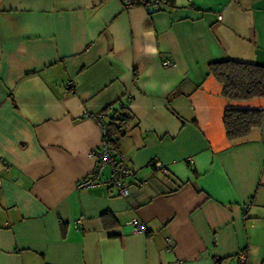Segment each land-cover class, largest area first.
Segmentation results:
<instances>
[{
    "label": "crops",
    "instance_id": "1",
    "mask_svg": "<svg viewBox=\"0 0 264 264\" xmlns=\"http://www.w3.org/2000/svg\"><path fill=\"white\" fill-rule=\"evenodd\" d=\"M125 3L0 0V264H234L241 250L264 264V97L229 100L208 71L264 66V0ZM108 107L132 117L127 199L76 187ZM227 108L260 109L262 125L229 140Z\"/></svg>",
    "mask_w": 264,
    "mask_h": 264
},
{
    "label": "trees",
    "instance_id": "2",
    "mask_svg": "<svg viewBox=\"0 0 264 264\" xmlns=\"http://www.w3.org/2000/svg\"><path fill=\"white\" fill-rule=\"evenodd\" d=\"M162 1L165 6H173V0ZM208 71L223 85V96L229 100L243 101L264 97V66L262 65L225 60L210 63ZM100 114L108 117L105 136L108 143L117 148L119 140L130 127L131 115L123 107L116 110L108 107ZM262 121L263 111L260 109L227 108L223 114V125L229 140L245 137L252 128L260 127ZM106 216H103V221L107 219Z\"/></svg>",
    "mask_w": 264,
    "mask_h": 264
},
{
    "label": "built area",
    "instance_id": "3",
    "mask_svg": "<svg viewBox=\"0 0 264 264\" xmlns=\"http://www.w3.org/2000/svg\"><path fill=\"white\" fill-rule=\"evenodd\" d=\"M125 6L127 8L133 6H141L148 13L153 11L160 10L165 6L164 1L162 0H126ZM217 19L220 20L221 16H217ZM164 67L169 65L168 61L164 62ZM70 85V83H68ZM103 115H97V122L101 126L103 138L99 148L94 151L93 157L97 161V167L95 171L82 179H80L76 185L79 190H87L89 188L103 185L109 191H113L118 197L127 199L132 197V185L129 182V179L134 178L136 171L125 164L123 156L118 152V149L110 145L106 139V123L103 121ZM147 166L151 168L152 173L168 175L167 167L160 161H149ZM105 167L108 168V176L103 178V171ZM146 185V181L137 182L135 188H141ZM129 224L132 226V231L134 233H146L147 227L141 223L138 219L133 218L129 221ZM231 262L234 264H246L247 263V253L244 250L239 251L234 256L230 258ZM181 263V262H180Z\"/></svg>",
    "mask_w": 264,
    "mask_h": 264
}]
</instances>
